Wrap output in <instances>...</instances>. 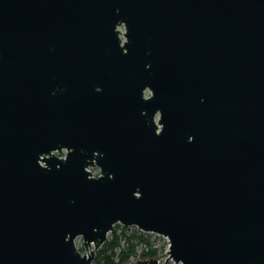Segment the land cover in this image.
Returning <instances> with one entry per match:
<instances>
[{"label":"water","instance_id":"water-1","mask_svg":"<svg viewBox=\"0 0 264 264\" xmlns=\"http://www.w3.org/2000/svg\"><path fill=\"white\" fill-rule=\"evenodd\" d=\"M117 224L264 264V0H0V264Z\"/></svg>","mask_w":264,"mask_h":264},{"label":"rangeland","instance_id":"rangeland-1","mask_svg":"<svg viewBox=\"0 0 264 264\" xmlns=\"http://www.w3.org/2000/svg\"><path fill=\"white\" fill-rule=\"evenodd\" d=\"M119 31L123 32L122 28H119ZM64 152H62L61 154H56L57 157H62L64 156ZM91 173L97 177L99 175V170L97 168L91 169ZM122 227L121 225L117 224L114 226V230H116L117 234L121 235V231H122ZM127 230L125 231V235L128 237L130 235H132V233L134 232V230H136L134 227H129L126 228ZM146 239L148 241V244L146 243H139L137 241H135L136 243V247H135V252L133 256H131L129 258L128 263L126 264H135L137 261L139 260H149V259H158L159 264H174L172 261H166L167 260V252H168V245L166 243V241L162 238V237H155L153 235H147ZM110 240V234L107 236L106 241ZM75 245L76 248L78 249V251L83 255L86 254L88 251H91L93 248L90 247L88 251H86L83 247V242L81 238L76 239L75 241ZM126 246L125 243V239L124 237L120 238V248H124ZM103 248V245L98 249V251H96L95 254V258L96 255L98 254V252ZM119 249H116L115 252L116 254L119 253ZM152 252L154 253V257H148V258H142V254L145 253H149ZM110 252H108L109 254ZM95 258L93 260V262L95 261ZM115 262H117V259L115 258L114 260ZM92 262V264H93ZM166 262V263H165Z\"/></svg>","mask_w":264,"mask_h":264},{"label":"trees","instance_id":"trees-1","mask_svg":"<svg viewBox=\"0 0 264 264\" xmlns=\"http://www.w3.org/2000/svg\"><path fill=\"white\" fill-rule=\"evenodd\" d=\"M126 228H122L121 235L117 234L116 230L112 231L110 233V240L106 241L103 244V248L98 252L96 255L95 261L93 264H126L129 261V258L134 254L135 252V241L139 243H147L148 241L146 239L147 235H144L140 233L137 230H134L132 235L126 236L125 231ZM124 237L126 246L124 248H120V238ZM119 249V253L116 254L115 250ZM108 252H110L108 254ZM148 257H154V253L149 252L142 254V258H148ZM115 258L117 259V262H115Z\"/></svg>","mask_w":264,"mask_h":264},{"label":"built area","instance_id":"built-area-1","mask_svg":"<svg viewBox=\"0 0 264 264\" xmlns=\"http://www.w3.org/2000/svg\"><path fill=\"white\" fill-rule=\"evenodd\" d=\"M62 152L65 153L64 156H62V157H58V158L63 159V158H65V155H66V151H65V150H62L61 152H55L54 155H56V154H61ZM91 169H94V168H89V169H87V170L91 173ZM91 175H92V177H95L92 173H91ZM136 230H137V229H136ZM137 231H139V230H137ZM139 232L142 233V234H144V235H153V236H155V237H161V236H158V235H156V234H147V233H143V232H141V231H139ZM162 238L166 241V243H167V245H168V248H169V244H168L167 239L164 238V237H162Z\"/></svg>","mask_w":264,"mask_h":264},{"label":"flooded vegetation","instance_id":"flooded-vegetation-1","mask_svg":"<svg viewBox=\"0 0 264 264\" xmlns=\"http://www.w3.org/2000/svg\"><path fill=\"white\" fill-rule=\"evenodd\" d=\"M159 119V115L157 114V116L155 117V122H157Z\"/></svg>","mask_w":264,"mask_h":264}]
</instances>
